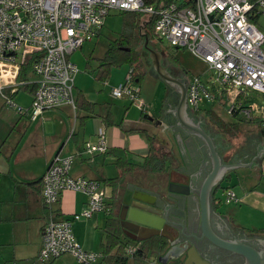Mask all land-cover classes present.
<instances>
[{
    "label": "built area",
    "instance_id": "built-area-1",
    "mask_svg": "<svg viewBox=\"0 0 264 264\" xmlns=\"http://www.w3.org/2000/svg\"><path fill=\"white\" fill-rule=\"evenodd\" d=\"M134 11L155 16V34L178 49H186L204 60L216 73L221 87L215 88L202 75L187 81V103L199 109L222 91L238 90L244 94L230 109L252 119L257 112L264 122V100L257 104L246 91H258L264 96V0H169L148 4L146 0H0V95L5 103L33 118L47 109L66 105L77 111L75 78L79 67L71 55L102 31L105 19L113 11ZM30 65V68H28ZM28 70L27 76L23 72ZM34 75L35 80L30 81ZM36 85L32 104L16 103V92L22 86ZM115 97H127L141 109L145 103L141 87L134 80V68L126 79L112 89ZM244 105V106H242ZM237 113V114H238ZM85 152L107 153L109 144L104 125L97 131L96 141H87ZM75 154L57 152L42 177V200L52 207L66 190L87 195L86 206L68 217L46 222L38 259L47 263L71 253L79 264H95L101 251L85 249L76 239L75 221L92 218L104 211L111 196L98 179L71 174ZM236 192L229 188L227 201L235 200ZM139 245L130 246L134 256ZM18 264V263H14Z\"/></svg>",
    "mask_w": 264,
    "mask_h": 264
},
{
    "label": "crops",
    "instance_id": "crops-1",
    "mask_svg": "<svg viewBox=\"0 0 264 264\" xmlns=\"http://www.w3.org/2000/svg\"><path fill=\"white\" fill-rule=\"evenodd\" d=\"M189 54L195 61L191 63L188 60L184 63L187 65L184 67L188 70L180 68L187 81L191 74L203 75L208 67L204 60L188 50L183 53L182 58L185 59ZM71 60L75 62L72 57ZM167 64L171 65V63ZM146 66L149 74L151 70L148 64ZM90 67L87 68L92 71L93 67L91 65ZM173 67L178 70V67ZM91 73L94 76V73ZM127 74L116 78L113 70L109 80L104 83L95 81L96 83H92L90 88L87 84L83 86V83L77 87L75 83V96L81 95L87 101L94 102V115L84 110L75 112L72 106L66 105L61 109H47L36 118L31 114L25 116L28 119L22 117L27 121L23 122L24 125L21 126L18 135L13 133L22 120L14 125V128L1 134L0 264H79L71 253L61 255L47 263L38 259L42 246L43 227L48 220V211L42 200L41 179L49 162L60 150L64 154H75L71 168L73 176L100 180L111 199L115 194L114 187L105 180L118 176L120 172L114 149L119 147L127 149L129 161L143 164L145 156L150 151L148 134L156 137L157 146L162 145L165 153L177 157L180 161L177 168L187 178H196L202 183L212 171V159L208 150L205 151L203 141L178 124L180 120L178 116L173 110H168L175 109L180 104V97L176 98L175 87L166 83L167 96L163 111L160 115H155L156 113L153 112L158 110L156 100L146 102L142 96V88L144 109L127 97L118 98L113 95L112 89L124 81ZM22 92L21 90L16 92L14 98L16 99ZM21 100L26 102L21 105L31 104V99L27 100L24 96ZM186 111L192 121L198 123L196 109L187 103ZM84 116L87 117L83 119ZM199 123L202 125V120ZM249 124L260 126L261 134L249 140L252 142L250 145H244L238 153L228 159L217 148L222 162L225 160L223 163L226 164L248 163L261 149L262 154L254 158L248 166L224 170L223 185L225 188L233 189L237 197L235 200L227 201L224 190L219 191L222 200L218 207L210 199V223L216 233L224 232L227 237L235 235L236 238L249 239L254 246L263 250L264 122L239 123V129L243 125L248 127L245 132H253ZM102 125L107 129L109 152L91 155L85 152V144L89 140L96 141L97 131ZM151 173L137 169L125 175L117 188L116 195L120 197L123 186L126 189L153 190L156 186L165 183V179L151 177ZM177 200L180 199L173 198L170 201L175 204ZM86 202V194L66 190L59 201L52 206V216L68 217L74 212L81 211L86 206ZM197 206L191 205L190 201L186 206L187 210L195 211V217L199 214L196 212ZM108 217L110 213L103 211L92 218H82L74 222L76 239L85 249L103 252L106 243L104 226ZM152 256L154 257L152 264H158L160 255L152 254ZM95 264L107 263L102 257Z\"/></svg>",
    "mask_w": 264,
    "mask_h": 264
},
{
    "label": "water",
    "instance_id": "water-1",
    "mask_svg": "<svg viewBox=\"0 0 264 264\" xmlns=\"http://www.w3.org/2000/svg\"><path fill=\"white\" fill-rule=\"evenodd\" d=\"M146 48L150 52L153 64L159 75L166 83L180 87L181 97L179 107L176 106L173 112L180 119L177 123L183 126L189 133H194L201 137L212 157L213 169L202 183L201 196V224L203 228L202 237H207L211 242L225 249L237 252L244 256L246 264H264V249H259L252 244L249 239L233 238L228 239L215 232L210 223V194L215 195L218 184L223 179L226 168L232 169L237 166H248L254 158L261 156L262 149L248 163H223L220 153L217 150L213 137L199 123H194L186 111L187 105V78L175 67L165 62L163 52H159L153 43L146 40ZM178 76H177V74ZM186 82V83H185ZM176 89V88H175ZM153 119V117H149ZM170 192L190 194L191 186L186 183L172 182L169 186ZM212 192V193H211ZM181 201L175 204L170 200L164 199L161 203L157 202V196L144 190L127 189L123 200V207L120 213L124 228L129 232L130 237L137 241L149 239L156 235H163L169 239V247L159 259V263L173 264L171 261L180 260L184 264H212L200 252L194 244L190 235L181 232V238L173 236V231L169 229L171 224H180V217L175 211L181 207ZM164 210V211H163ZM172 220V221H171ZM184 242V243H182ZM145 258V257H144Z\"/></svg>",
    "mask_w": 264,
    "mask_h": 264
},
{
    "label": "rangeland",
    "instance_id": "rangeland-1",
    "mask_svg": "<svg viewBox=\"0 0 264 264\" xmlns=\"http://www.w3.org/2000/svg\"><path fill=\"white\" fill-rule=\"evenodd\" d=\"M124 20H125L124 11H119V10L113 11L110 15L106 17L105 24L103 26L101 34L97 36L93 41L86 42L83 45V47L77 49L73 53L71 57L79 67V72L76 75L77 79L75 80L77 87L81 86L82 85L81 83H83V86L87 84L89 88L91 87L92 83H96V82L104 83L95 80L93 74L91 73L92 71L88 69L89 68L88 65H91L93 69L98 66L100 62V58L104 56L109 45L120 36L124 27ZM259 22L261 23L262 26H264V15L260 17ZM149 41L154 44V46L158 51L164 53L163 57L165 59V62L171 63V65L178 67V71L180 72H182L180 68H186V70H188L187 67H184L187 66L186 64H184L186 61L189 60V62L191 63L195 61L192 58L193 56H191L190 54L185 59H183L182 56L183 53L187 51L186 49L175 48L172 45H170V43L166 39H161L156 34H154L153 39ZM141 51L143 57L142 59L145 61V64H148V67L151 70L149 74H147L145 78L141 80L140 84L142 88V96L146 102L156 100L155 104L158 105V110L156 112H153V114L156 113L155 115H160L161 112L163 111L164 100L167 96L166 82L157 72L155 65L153 64V60L151 58L150 52L147 50V48L145 47ZM129 68L130 65L128 64L116 67L114 69V77L117 78L121 75H126L128 70H130ZM205 71L206 72L202 75L203 80L204 81L209 80V83H211V85H213L214 82L215 88L221 87L220 83L215 78L216 77L215 71L211 70L208 67L206 68ZM33 80H35L34 75L30 76V81ZM21 91L23 92L15 99L16 103L24 107L30 106L32 104L33 92H30L29 89H21ZM246 92H247V96L253 98L257 104L262 103V101L264 100L263 94L258 91H246ZM238 93H239L238 90H231V89H228L227 91H222L218 95V97H215L214 100L210 102H206V101L203 102L201 104V107H208L209 109L214 110L219 116H221L223 120L227 122L237 121L239 123H243V122L246 123L247 119H241L244 116L243 113H238L237 115H234L230 111L232 106L236 102H238V98H237ZM23 96L27 100L31 99L30 105H21L23 103H26L21 100V97ZM177 97H179L178 91L176 93V98ZM4 101L5 99L0 95V113H1L0 139H1V134H5L4 132L9 131L10 128H14V125L18 124L22 120L18 124L19 126L16 128V130L13 133V135H18L21 126L24 125L23 122L27 121L25 119H28L25 117L27 116V113H22L20 111H17V109L13 107L7 106V104H5ZM196 114H197L196 119L202 120L201 126L209 134H211L217 145V148L219 149V151H222V154H224V157L226 159L238 153L240 148L243 147L244 145H250L252 142H250L249 140L261 134V128L257 124L256 125L249 124L250 125L249 128L251 130H254L253 132H248V131L245 132V130H248L246 129L248 127L243 125L238 132L222 131V129H220L218 126H216L214 123L211 122L205 110H201L199 113ZM256 115H260V112H257ZM22 117L25 119H23ZM41 136H43V134H41ZM203 143L205 144V141H203ZM206 148L207 147L205 144V151L207 150ZM150 176L158 179V175L156 174L151 173ZM121 189L122 192L120 195V199L122 201L124 200L127 189L124 188V186ZM132 258L133 257H130L128 264H140L139 262H141L142 264H152L154 260L152 253L149 254L148 260L145 258H139L137 260Z\"/></svg>",
    "mask_w": 264,
    "mask_h": 264
},
{
    "label": "trees",
    "instance_id": "trees-1",
    "mask_svg": "<svg viewBox=\"0 0 264 264\" xmlns=\"http://www.w3.org/2000/svg\"><path fill=\"white\" fill-rule=\"evenodd\" d=\"M146 2L148 4L160 5L162 3H168L169 0H146ZM124 12V27L120 36L109 45L104 56L100 58L98 66L92 69V72L94 73V77L97 81L105 82L111 77L112 72L116 67L128 64L131 68H134V80L140 85L141 80L148 74L147 66L145 61L142 59L141 50L146 47V40L149 42V40L153 39V35L155 34V16H147L134 11ZM88 66L90 68V65ZM28 68H30V65ZM27 72L28 70L23 72L24 76L28 75ZM192 76L193 74H191V77ZM21 89H29L34 94L36 85L22 86ZM243 98L244 94L240 93L238 101H241ZM252 100L253 98H246L244 99V104L247 106V104ZM76 104L77 110L88 111L92 115L95 114L93 111L94 102L87 101L83 96L79 95L76 97ZM201 110H205L211 122L222 129V131H239V122H227L223 120L214 110L209 109L208 107H200L199 109H196L197 113ZM237 113L238 111H235L233 114L237 115ZM85 117L87 116H84L83 119H85ZM241 119L246 118L243 117ZM251 122H258L261 124L263 123V119L260 115L255 114L252 119H247L246 121V123ZM148 138L150 142V151L145 156L143 164H136L129 161L127 158V149L121 147L114 149L120 172L118 176L105 180L106 183L113 185L115 192L114 197L109 200V204L104 210V212L110 213V217L107 218L104 226L106 243L102 252L103 260L106 261L107 264H127L130 259L125 255L127 241L124 239L123 229L115 213V209L117 207L116 191L121 183V180L125 175L132 173L137 169L157 173L165 171L167 166L172 163V156L163 151L162 145L157 146L156 137L148 134ZM107 152H109V150ZM214 204L218 207V204H221V200L214 199ZM45 208L48 211L49 220L53 215L51 210L52 207L45 205ZM138 242H140V248L136 252V255L134 254L133 256L135 260L144 258L150 253L162 255L169 247V240L163 235H156Z\"/></svg>",
    "mask_w": 264,
    "mask_h": 264
},
{
    "label": "flooded vegetation",
    "instance_id": "flooded-vegetation-1",
    "mask_svg": "<svg viewBox=\"0 0 264 264\" xmlns=\"http://www.w3.org/2000/svg\"><path fill=\"white\" fill-rule=\"evenodd\" d=\"M177 76H178V74H177ZM186 86H187V83H186ZM175 88L179 92V97H181L180 87L178 88V86H175ZM198 138H199V140L204 141L201 137L198 136ZM206 147L208 148L207 145H206ZM211 159H212V157H211ZM179 162L180 161L177 160V157H172V163L169 166H167V169L165 171L155 173V174H158V178L165 179V183L162 185L160 184V185L156 186L155 189H153V190H146V189H143V190L146 192H149L151 194L156 195L158 203H161V201H163L164 199L171 200L173 198H177V199L181 200V204H180L181 207L179 209H175V211H177V213L179 215H181L180 224H178V225L171 224L169 226V229L171 231H173V235L175 237H177L178 239L181 238V236H182L181 232L182 231L183 232L185 231V234L190 235V238L192 239L194 244L199 248L201 254L206 259L210 260L212 262V264H246V260H245L243 255H241L237 252L231 251L229 249H225L223 247H220L219 245H216L213 242H211L207 237H202L203 228H202V224H201V219H202V215H201L202 188L201 187H202V183L204 180L202 181V183H199V180L196 178H192V177L187 178L185 175L182 174V172L179 170V168H177V164ZM212 165H213V162H212ZM173 181L179 182V183L189 184L191 186L192 192L190 194H181V193L170 192L169 186ZM220 181L221 182L217 185L218 189H217L215 195H214V193L210 194V199L213 200V203H214V199L222 200V197L219 196V194H218L219 191L224 190V193H226L227 189H229V188L225 189V187L223 185L224 178L221 179ZM116 200H117V207L115 209L116 217L118 218V221L120 222L121 227L123 229L124 239H126V241H127V244L125 247V255L130 258L133 256L128 255V251H127L128 248L130 246H136V245L137 246L139 245V248H140V242L131 238L129 232L124 228L122 220L120 219V213H121L122 207H123V200L121 201V199H120V197H118V195H116ZM189 201H190L191 205H195V204L198 205L197 210H196V212L199 213L198 217L197 216L195 217V213H194L195 211L187 210L188 208L186 206L189 205ZM219 235L224 237V238H228V239L236 238L235 235L227 237L224 232L219 234ZM182 243H184V242H182ZM135 255H136V253H135ZM162 255L159 256V259H162ZM148 258H149V254L145 257V259L148 260ZM132 259H134V258H132ZM170 263L184 264L180 260L171 261ZM160 264H162V263H160Z\"/></svg>",
    "mask_w": 264,
    "mask_h": 264
}]
</instances>
